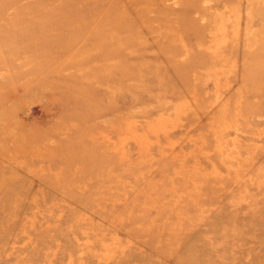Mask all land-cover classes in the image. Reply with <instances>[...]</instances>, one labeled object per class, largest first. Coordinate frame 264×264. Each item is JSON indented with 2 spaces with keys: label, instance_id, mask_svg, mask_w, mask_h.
<instances>
[{
  "label": "rangeland",
  "instance_id": "rangeland-1",
  "mask_svg": "<svg viewBox=\"0 0 264 264\" xmlns=\"http://www.w3.org/2000/svg\"><path fill=\"white\" fill-rule=\"evenodd\" d=\"M0 264H264V0H0Z\"/></svg>",
  "mask_w": 264,
  "mask_h": 264
}]
</instances>
